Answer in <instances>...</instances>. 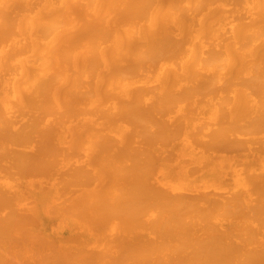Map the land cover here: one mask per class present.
Listing matches in <instances>:
<instances>
[{
	"label": "bare ground",
	"instance_id": "obj_1",
	"mask_svg": "<svg viewBox=\"0 0 264 264\" xmlns=\"http://www.w3.org/2000/svg\"><path fill=\"white\" fill-rule=\"evenodd\" d=\"M0 264H264V0H0Z\"/></svg>",
	"mask_w": 264,
	"mask_h": 264
}]
</instances>
